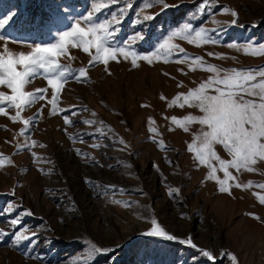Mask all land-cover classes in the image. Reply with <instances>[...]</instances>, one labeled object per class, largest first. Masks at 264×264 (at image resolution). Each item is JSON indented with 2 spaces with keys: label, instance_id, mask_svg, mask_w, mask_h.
<instances>
[{
  "label": "rangeland",
  "instance_id": "obj_1",
  "mask_svg": "<svg viewBox=\"0 0 264 264\" xmlns=\"http://www.w3.org/2000/svg\"><path fill=\"white\" fill-rule=\"evenodd\" d=\"M94 3H109L96 19L113 22L112 45L129 46L131 54L109 61L106 71L103 63L89 67V54L69 46L59 62L85 68L87 79L63 83L55 114L53 90L41 77L25 90L47 89L45 99L16 122L9 118L15 109L0 114V154L12 161L0 166V264H264V204L254 195H264L256 186L264 184V162L255 172L229 168L236 182L253 186L230 180L231 194L221 192L188 147L201 126L186 132L170 119L201 114L179 107L183 98L172 101L213 75L188 57L219 69H264V55L245 53L264 45V0H0V21L11 16L0 34L19 42L8 43L11 51L27 52L54 42ZM186 23L206 29L209 41L172 37L184 52L157 54ZM0 92L10 94L4 86ZM24 120L33 122L21 134ZM215 150L231 159L222 146ZM153 220L178 239L147 235ZM17 232L27 238L17 241ZM189 238L196 248L181 242ZM93 244L110 251L93 252Z\"/></svg>",
  "mask_w": 264,
  "mask_h": 264
},
{
  "label": "snow or ice",
  "instance_id": "obj_2",
  "mask_svg": "<svg viewBox=\"0 0 264 264\" xmlns=\"http://www.w3.org/2000/svg\"><path fill=\"white\" fill-rule=\"evenodd\" d=\"M118 2L119 0H110V3ZM151 2L153 0H150ZM206 2L207 0H205ZM108 6L109 3H94L92 10L86 16H81L65 30L56 32L54 42L30 45L31 50L27 52L11 51L8 43L19 42L0 34V41H5L2 45L3 50L0 51V86L10 90V94L0 92V114L9 115L6 109H15V115H10L9 118L16 122L21 118V113L24 110L38 100L45 99L47 89H35L32 92L25 90L26 85L37 77L46 79L47 84L53 90L52 99L49 102L52 104V114H55L59 99L58 94L63 88V83L69 78L87 79L85 68L72 69L69 65L59 62L60 57L69 55V46L80 48L84 53L89 54L91 57L88 62L89 67L96 63H103L106 71L109 61L119 62V56L128 59L131 53L130 50L126 49L129 46L112 45L115 31L114 23L96 19V16ZM224 11L227 12L229 9L225 6ZM231 14L234 17L232 23L235 24L238 13L232 10ZM152 18L154 17H145L146 20ZM10 19L11 16L0 21V29H3ZM81 21L87 26L82 27ZM113 21L118 22L115 21V14H113ZM172 37H180L197 45L209 41L206 29L196 30L192 24L186 23L182 29L172 32L171 36L159 45L157 54L171 57L178 55L176 50L179 53L184 52L178 45L170 43ZM245 53L264 55V45H260L258 49H245ZM143 59L148 60L149 63L152 62L148 56H144ZM188 59L193 60L196 67L211 72L213 75L187 93H178L172 101V104H176L183 98L179 107L197 108L201 114L189 113L182 118L173 116L170 119L186 132L194 123L201 126L200 132L194 134L193 143L189 144L188 147L190 151H194V158L199 164L209 168L206 179L217 181L219 191L231 194V186H226L230 180L235 182V187H252V181L243 185L236 182V177L229 171V168H233L237 172L241 170L255 172L257 171L255 167L257 163L264 162V69H219L215 65H204L201 57H188ZM132 64L133 67L138 66L135 58L132 60ZM191 70H195V67H192ZM161 98L164 99L163 96ZM36 115L38 116L39 112ZM149 121L154 123L151 118ZM32 122V120H24L25 128L21 130V134H24ZM65 123H72V121L65 116ZM88 123H92V121ZM150 130L155 131V129ZM216 145L222 146L231 159L221 158L215 150ZM5 160L8 163L12 162L10 158L0 154V166H3ZM213 160L218 162L219 170L224 174L223 179L216 175L218 169L217 165L212 163ZM256 186L264 189V184ZM254 195H257L260 203L264 204V195L256 193ZM249 215L254 214L250 213ZM255 218L260 219L258 216ZM12 223L16 224L18 220H13ZM152 224L153 227L146 233L147 235L163 237L167 240L178 239L166 232L155 220L152 221ZM3 235L4 233L0 231V237ZM15 235L17 241L27 238L19 232ZM181 242L188 243L193 248L197 247L191 243V238ZM91 248L93 252L110 251L109 249L98 248L94 244L91 245ZM199 251L203 257L209 260L213 259L211 251L204 249ZM232 259L235 261L234 256Z\"/></svg>",
  "mask_w": 264,
  "mask_h": 264
}]
</instances>
